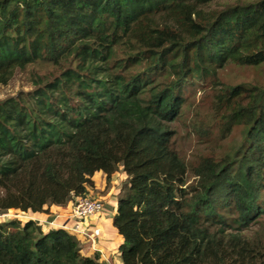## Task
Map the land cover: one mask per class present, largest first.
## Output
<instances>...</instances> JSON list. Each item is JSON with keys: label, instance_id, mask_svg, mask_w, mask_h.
<instances>
[{"label": "trees", "instance_id": "1", "mask_svg": "<svg viewBox=\"0 0 264 264\" xmlns=\"http://www.w3.org/2000/svg\"><path fill=\"white\" fill-rule=\"evenodd\" d=\"M37 63L52 71L0 100V214L73 205L122 168V264H264V232L244 233L264 213V83L218 76L264 63V0H0V85ZM204 82L210 114L192 129L241 140L188 160L172 124ZM0 264L103 262L64 228L14 218Z\"/></svg>", "mask_w": 264, "mask_h": 264}, {"label": "rangeland", "instance_id": "2", "mask_svg": "<svg viewBox=\"0 0 264 264\" xmlns=\"http://www.w3.org/2000/svg\"><path fill=\"white\" fill-rule=\"evenodd\" d=\"M51 67L52 66L49 64L37 63L30 65L26 70H17L8 84L0 85V100H3L8 96L16 95L20 91H27L31 89L33 86L31 80L32 73H48L49 71H52ZM218 76L220 82L231 85L239 83L263 84L264 63L260 66H243L236 63H229L223 69L218 71ZM213 97L214 90L211 83L204 82L203 85H198L196 87V91L190 97L191 103L189 104V108H187L186 113L180 120H177L172 124V127L176 129L177 132V148L188 160H194L198 155H214L215 158H220L224 154L232 152L231 150L236 145L238 146L241 140V127H235L231 135L224 140H217L216 138H209L208 136L202 137L198 134V132L192 129V123L194 121H197L200 117L204 118L210 114V106ZM214 132L217 133V130L215 129ZM127 177L128 175L122 170V168L112 175L110 182L106 181V176L104 173H101V177H95V185L89 190L87 196H96L102 199L104 204L107 202V207L105 205V209L101 213V216H103L106 211L113 210L115 200L122 193L123 185L127 181ZM66 207V210H62V213H64L62 215L56 216L57 213L55 214V212H49L47 215L40 213L44 218H38L37 215L34 217V219L42 223L43 228L47 229L49 225L47 224L48 222L46 223V221L50 220L51 218L52 220H58L60 222L72 219L70 218V215L73 205H66ZM14 218H18L23 222L28 220V217H26L25 214H22L21 211L14 209H10L6 213L0 214V221H7ZM72 223H74V221H72ZM257 231L264 232V213L255 222H252L250 226L245 229L244 233L254 236ZM91 232L92 233L89 234H91L92 237L97 235L93 230ZM77 238L79 239L80 237L77 236ZM81 238L84 239L85 237ZM87 240H90V238L84 239V243L81 245L83 249H85L88 245V242H86Z\"/></svg>", "mask_w": 264, "mask_h": 264}, {"label": "crops", "instance_id": "3", "mask_svg": "<svg viewBox=\"0 0 264 264\" xmlns=\"http://www.w3.org/2000/svg\"><path fill=\"white\" fill-rule=\"evenodd\" d=\"M101 177V172H97L94 176L95 177ZM101 180V179H100ZM98 183V182H97ZM107 203V202H106ZM105 203L106 207L107 204ZM71 204H68V206ZM117 205V199L115 200V203L113 205L112 211H106V213L103 214V216H97L94 218H91L89 220V228L93 230L97 235H95L94 240H87L88 245L85 249L82 248V252L84 254H93L96 251L100 250L101 252V261L103 264H122V259L120 257L119 252V246L123 242L122 236L116 231L114 227V210ZM72 206V205H71ZM66 206H60V205H51L50 206V212H55L57 215H62V210H66ZM60 213V214H59ZM67 214V213H65ZM26 217L34 219L35 216L38 215V218L43 217L42 214H25ZM47 215V214H46ZM55 216V215H54ZM44 218V217H43ZM52 218L50 220H47L46 223L49 225L47 229L51 227H58L56 225V222L58 220H52L54 221L52 224H49L51 222ZM80 239V238H79ZM84 243L83 239H80V245ZM92 247V248H91Z\"/></svg>", "mask_w": 264, "mask_h": 264}, {"label": "built area", "instance_id": "4", "mask_svg": "<svg viewBox=\"0 0 264 264\" xmlns=\"http://www.w3.org/2000/svg\"><path fill=\"white\" fill-rule=\"evenodd\" d=\"M104 209L105 204L103 200L96 196L78 197L73 203V208L70 215V218L72 219L65 220L63 222L58 221L56 222V225L66 229L80 238H90V240L93 241L94 237L89 234L92 233V230L89 228L88 222L91 220V218H94V216H100ZM54 221L49 222V224H52ZM72 221H74V223H72ZM98 252H100V250H98Z\"/></svg>", "mask_w": 264, "mask_h": 264}]
</instances>
